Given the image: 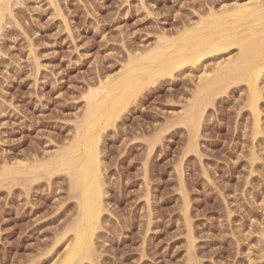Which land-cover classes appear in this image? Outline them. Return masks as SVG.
Wrapping results in <instances>:
<instances>
[{
	"label": "rangeland",
	"instance_id": "374dc122",
	"mask_svg": "<svg viewBox=\"0 0 264 264\" xmlns=\"http://www.w3.org/2000/svg\"><path fill=\"white\" fill-rule=\"evenodd\" d=\"M253 1L13 0L0 31V264H56L78 210L65 172L34 181L2 176L4 166L72 140L88 89L129 57ZM237 54L233 46L162 77L103 133L91 264H264V75L258 131L243 83L214 97L195 141L178 122L201 78Z\"/></svg>",
	"mask_w": 264,
	"mask_h": 264
},
{
	"label": "bare ground",
	"instance_id": "6f19581e",
	"mask_svg": "<svg viewBox=\"0 0 264 264\" xmlns=\"http://www.w3.org/2000/svg\"><path fill=\"white\" fill-rule=\"evenodd\" d=\"M12 3L13 0H0V31L7 12H12ZM219 11L212 10L208 16L198 19L197 24L185 26L173 37H161L155 47L129 57L119 73L91 86L85 97L86 108L74 129V137L49 158L33 164L23 161L17 167L4 166L2 169L1 173L5 174L2 176L12 178L20 175L36 180L43 173L52 176L57 172H65L69 176L71 188L76 191L78 210L67 230L72 236L56 264H84V260L91 264L94 260L93 240L101 222L106 193L100 158L101 139L103 133L116 124L128 106L151 84H156L162 77H172L187 64L193 66L208 54L235 46L238 54L229 56L201 78L202 82L190 100L192 102L187 104L189 106L177 120L190 129L191 138L195 141L202 114L214 97L226 92L233 84L243 83L248 89L247 106L255 118L253 128L255 131L260 128L264 2L235 3Z\"/></svg>",
	"mask_w": 264,
	"mask_h": 264
},
{
	"label": "snow or ice",
	"instance_id": "6c2138e0",
	"mask_svg": "<svg viewBox=\"0 0 264 264\" xmlns=\"http://www.w3.org/2000/svg\"><path fill=\"white\" fill-rule=\"evenodd\" d=\"M262 2H264V0H262Z\"/></svg>",
	"mask_w": 264,
	"mask_h": 264
}]
</instances>
